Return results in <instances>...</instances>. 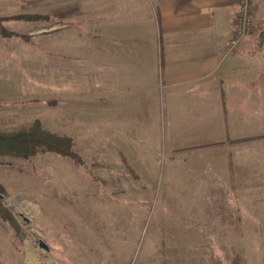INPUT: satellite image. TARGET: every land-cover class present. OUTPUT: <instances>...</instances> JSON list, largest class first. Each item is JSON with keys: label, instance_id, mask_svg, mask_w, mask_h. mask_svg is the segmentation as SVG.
Returning a JSON list of instances; mask_svg holds the SVG:
<instances>
[{"label": "rangeland", "instance_id": "rangeland-1", "mask_svg": "<svg viewBox=\"0 0 264 264\" xmlns=\"http://www.w3.org/2000/svg\"><path fill=\"white\" fill-rule=\"evenodd\" d=\"M94 1L0 0V132L38 121L81 157L0 153V202L16 220L0 219V264H164L212 242L196 238L202 224L180 221L196 209L180 206L195 192L180 191L178 176L195 145L172 141L161 95H139L137 110L115 100Z\"/></svg>", "mask_w": 264, "mask_h": 264}, {"label": "crops", "instance_id": "crops-1", "mask_svg": "<svg viewBox=\"0 0 264 264\" xmlns=\"http://www.w3.org/2000/svg\"><path fill=\"white\" fill-rule=\"evenodd\" d=\"M237 8L238 0L93 4L98 64L115 100L137 110L139 95H161L172 141L195 145L194 165L180 164L178 176L180 191L195 192L180 206L196 209L180 221L202 224L196 238L212 242L164 264H264V0L250 1L254 30L230 50Z\"/></svg>", "mask_w": 264, "mask_h": 264}, {"label": "trees", "instance_id": "trees-1", "mask_svg": "<svg viewBox=\"0 0 264 264\" xmlns=\"http://www.w3.org/2000/svg\"><path fill=\"white\" fill-rule=\"evenodd\" d=\"M40 16H16L14 19L35 20ZM4 20L0 18V24ZM3 33H7L2 29ZM264 32H262V35ZM0 153L21 158H29L38 153H53L64 158L81 162L80 155L73 149V142L67 136L59 135L43 129L38 121L27 128H19L12 132H0ZM4 189L0 185V193ZM0 219L11 227L16 226V220L9 210L0 202Z\"/></svg>", "mask_w": 264, "mask_h": 264}, {"label": "built area", "instance_id": "built-area-1", "mask_svg": "<svg viewBox=\"0 0 264 264\" xmlns=\"http://www.w3.org/2000/svg\"><path fill=\"white\" fill-rule=\"evenodd\" d=\"M250 1L238 0V8L233 24L234 32L227 43V47L230 50L235 49L240 41L254 30V22L250 15Z\"/></svg>", "mask_w": 264, "mask_h": 264}, {"label": "water", "instance_id": "water-1", "mask_svg": "<svg viewBox=\"0 0 264 264\" xmlns=\"http://www.w3.org/2000/svg\"><path fill=\"white\" fill-rule=\"evenodd\" d=\"M40 245L46 248V245L43 242H40Z\"/></svg>", "mask_w": 264, "mask_h": 264}]
</instances>
